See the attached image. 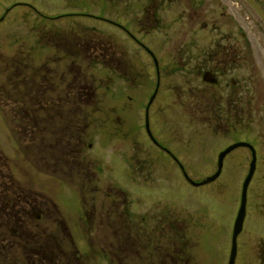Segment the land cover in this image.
I'll use <instances>...</instances> for the list:
<instances>
[{"label": "rangeland", "instance_id": "1", "mask_svg": "<svg viewBox=\"0 0 264 264\" xmlns=\"http://www.w3.org/2000/svg\"><path fill=\"white\" fill-rule=\"evenodd\" d=\"M29 1L37 2L47 14L63 10L100 13L99 0H81L77 4L73 0ZM1 9L5 7L0 8V15ZM207 9L210 29H202L196 21L194 31L183 33L177 45L184 49L189 45V49L194 44L190 52L201 63L206 58L204 50H213L221 41L220 34L232 32L223 43L239 46V69L230 71V85L206 84L198 77L204 64L189 68V54H169L170 47L176 44V28L169 20V27L158 34L163 84L151 127L195 180H203L217 170L218 155L229 144L248 140L256 145L259 160L248 190L236 264H264V23L259 26L257 16L249 11L241 17L246 35L233 32L237 30L229 22L219 32L211 25L219 19L214 7L201 8L198 16L206 19L203 14ZM15 14L16 20L10 16L0 24L3 168L9 167L29 179L43 176L54 196H59L66 186L68 198L78 197V204L71 207L66 203L63 211L70 222L75 221L77 208L84 204L81 196L89 198L93 194L90 182L83 187L81 179L97 180L100 206L106 205L110 190L115 195L117 190L119 194L127 190L131 216L142 215V247L121 238V212L115 211L112 224L107 222L98 238V253H108L114 242L115 254L124 255V260L116 257L113 264H227L250 151L240 147L227 155L215 181L200 186L190 184L167 154L154 145L145 147L143 107L154 89L150 83H155L156 74L148 57L142 62V50L134 41L108 24L81 16L67 21L66 26L71 23V28L76 29L74 22L82 21L88 37L105 42L98 54L85 51L88 49L80 56L48 53L52 46L39 43L43 21L36 17L37 13L18 7ZM57 26L56 30L51 27L52 34L63 36L66 32L72 37L76 32H68L65 25ZM111 41L117 50L114 48L115 60L109 63L106 53ZM122 50L126 53L122 54ZM142 72L150 79L145 86ZM80 79L83 100L75 107L72 99ZM231 80H237L238 85L231 86ZM235 91L239 97H235ZM62 180L67 184L63 186ZM108 263L106 257L98 259V264Z\"/></svg>", "mask_w": 264, "mask_h": 264}, {"label": "flooded vegetation", "instance_id": "2", "mask_svg": "<svg viewBox=\"0 0 264 264\" xmlns=\"http://www.w3.org/2000/svg\"><path fill=\"white\" fill-rule=\"evenodd\" d=\"M73 1L77 4L81 0ZM99 6L100 13L63 10L58 14H47L43 12L37 2L11 0L8 4L0 0V8L5 7L4 10L1 9L0 24L10 16L16 20L18 14L14 15V11L18 7H28V9L37 13L36 17L38 19L41 18L43 21V36L39 43L44 46L47 45V47L51 45L50 48L53 50L47 49V52L53 54L63 55V53H66L72 55L76 53L80 56L84 49H88L85 51L89 53L92 50L93 54L97 55L99 47L105 46V42L98 37H88L89 32H83L82 21L76 20L74 22L77 26L76 29L71 28V23L66 26L67 21L72 22L73 18L81 16L95 20L98 23L108 24L123 36L129 38L130 41H134L142 50V62H146L148 57L156 74L155 83L152 84L149 82L150 79L143 75L145 72H142V86H145L148 82L154 85V89L143 107L145 147H147V144L154 145L178 164L177 159L172 154L174 152L161 141V136L156 132L154 133L151 127L153 111L160 97V89L163 84L161 73L163 56L159 50L161 36L158 34L162 35L161 32L164 28L169 27L166 22L172 20L171 27L176 28V37L173 36V42H176V44L170 47L169 54H179L180 51L189 54L188 57H190L191 62H194H187L189 68H197V65L200 67L204 64L202 68H199L201 71L198 73V77L202 78L206 84L222 85L225 83L230 85L227 81L228 75L231 70L236 71L239 69L238 63L242 56L237 44L228 41L227 44H224L223 41L230 39L231 34L234 33L220 34L221 41L217 43L213 50H204L206 58L200 61L201 63L196 62L195 60H198V57H193L195 55L190 52L193 51L194 44L189 49V45L184 49V47L177 45V40L182 38L183 33L190 34L193 32L196 21L200 23L202 29H210V21L207 20L209 9L203 14L206 19L201 18V15L198 16L199 10L201 8L205 9L207 6L214 7L215 12L218 14L219 19L211 23L214 30L222 31L226 22H229V25L237 30L233 32L242 36L246 35L241 25L242 15L251 11L250 15L257 16L256 20L260 26L264 23V0H99ZM250 15L248 14L247 18L251 19ZM137 16L140 18L137 19ZM57 25H65L68 32L69 30H76V32L72 37H68L66 32L63 33V36H58L56 32L52 34L51 27L56 30L58 29ZM179 25H181L180 28ZM220 28L221 30H219ZM95 30L96 28L92 26L91 31L95 32ZM189 37L191 36L189 35ZM113 43L114 46L111 41V47L108 48L106 53V56L110 58L109 63L115 60L114 48L117 50V47L114 41ZM180 43L182 44V42ZM121 53L126 52L122 50ZM156 59L160 67V81ZM175 64H177V60ZM212 80L215 82H212ZM231 81V86L236 87L238 85L237 80ZM158 82H160L158 92L151 101ZM78 85L77 92L73 97L74 100L72 99L73 104L76 105L75 107L83 100L81 79ZM72 86L73 84H71ZM237 93L235 91V97H239ZM147 117L149 118L153 138L147 131ZM1 154L0 264H98V259L103 257L107 258L108 264H113L116 257L119 258L118 261H122L124 255L115 254L114 242H111L108 253H98L99 232L107 222L112 224L111 219L115 211L121 212V220L119 221L122 228L121 232L123 231L121 238H125L126 242L133 240V243H137L142 247V215L131 216L130 198L127 190L122 189L120 194L117 190V195L113 190H110L107 192L109 199L105 201L106 205H103L104 201H102L101 205L103 206H100L97 180L81 179L80 182L84 184L83 187L90 182L88 185L92 188L90 190L93 194L89 198L86 195L83 198L81 196L80 202L84 204L77 208L75 221L70 222L63 211L66 210L67 204L71 207L76 203L78 204V197L73 195L68 198L66 186H64L67 184L66 180H62L64 190H61L59 196H54L50 188L45 185L43 176L34 175L30 176L29 179L28 176L14 173L9 167L4 169L1 164ZM65 178L67 179V176ZM41 186H45V188H41ZM145 219L146 217H143V220ZM125 244L127 243H122L124 246ZM180 250H182L181 246ZM173 255H176L174 251Z\"/></svg>", "mask_w": 264, "mask_h": 264}, {"label": "water", "instance_id": "3", "mask_svg": "<svg viewBox=\"0 0 264 264\" xmlns=\"http://www.w3.org/2000/svg\"><path fill=\"white\" fill-rule=\"evenodd\" d=\"M209 80H211V79H209ZM154 96H155V94L153 95L151 100H153ZM147 127H148V130H149L150 134H151V131H150V128H149V122L147 123ZM240 146L249 147L252 150L253 159L251 161L249 173H248V175H247V177H246V179L244 181V184H243L241 206H240V209H239L236 221H235V225H234L233 246H232V253H231V258H230L229 264H235L236 255H237V238H238V235L241 233V231L243 229V226H244V221H245V217H246L248 187L250 185V182H251V180L253 178V175L255 173V170H256V161H257L256 149L251 143L245 142V141H239V142H236V143L230 145L229 147H227L225 150H223L220 153L219 160H218V169H217V171L213 175L208 176L207 178H205V179H203L201 181H196V180L192 179L188 175V173H187L186 169L184 168V166L180 163V167L182 168L185 177L187 178V180L191 184H193L195 186L204 185V184H207V183H210V182L214 181L215 179H217L220 176V174L222 172V169H223V166H224V159H225L226 155L228 153H230L232 150H234L235 148L240 147Z\"/></svg>", "mask_w": 264, "mask_h": 264}]
</instances>
